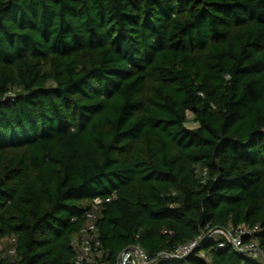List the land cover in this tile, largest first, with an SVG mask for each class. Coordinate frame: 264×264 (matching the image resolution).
Listing matches in <instances>:
<instances>
[{
  "label": "trees",
  "instance_id": "1",
  "mask_svg": "<svg viewBox=\"0 0 264 264\" xmlns=\"http://www.w3.org/2000/svg\"><path fill=\"white\" fill-rule=\"evenodd\" d=\"M98 197L89 264H264V0H0V264H76Z\"/></svg>",
  "mask_w": 264,
  "mask_h": 264
},
{
  "label": "built area",
  "instance_id": "2",
  "mask_svg": "<svg viewBox=\"0 0 264 264\" xmlns=\"http://www.w3.org/2000/svg\"><path fill=\"white\" fill-rule=\"evenodd\" d=\"M107 198L106 201H109ZM103 203L102 198L98 197L93 200L91 209L86 213V224L80 233L75 237L73 241L74 248L76 250V264H89L94 262V255L101 248V241L99 238V232L96 226L98 211ZM227 233V232H226ZM236 235L230 234V240L233 245L243 252L257 253L258 249L255 244L243 245L242 235L251 233L250 230L242 229L239 234L236 231ZM197 245V242H192L188 245L179 247L173 256L181 257L188 254ZM15 254V251H12ZM151 260L147 252L140 246L133 245L128 247L119 257L116 264H150ZM105 264V263H102Z\"/></svg>",
  "mask_w": 264,
  "mask_h": 264
},
{
  "label": "rangeland",
  "instance_id": "3",
  "mask_svg": "<svg viewBox=\"0 0 264 264\" xmlns=\"http://www.w3.org/2000/svg\"><path fill=\"white\" fill-rule=\"evenodd\" d=\"M215 234H224V235H229L230 236V234H228V232L226 233V231H224V230L216 231ZM8 253H9V255H11L10 252H8Z\"/></svg>",
  "mask_w": 264,
  "mask_h": 264
}]
</instances>
